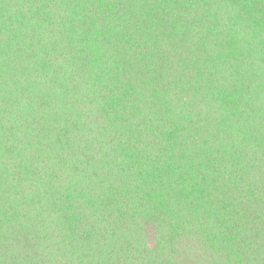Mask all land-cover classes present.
Masks as SVG:
<instances>
[{
    "label": "trees",
    "instance_id": "trees-1",
    "mask_svg": "<svg viewBox=\"0 0 264 264\" xmlns=\"http://www.w3.org/2000/svg\"><path fill=\"white\" fill-rule=\"evenodd\" d=\"M0 264H264V0H0Z\"/></svg>",
    "mask_w": 264,
    "mask_h": 264
}]
</instances>
